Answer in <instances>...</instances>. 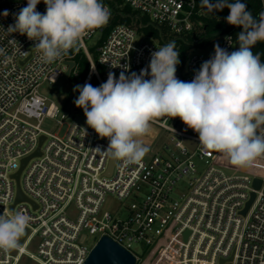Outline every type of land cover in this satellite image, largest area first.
<instances>
[{
    "label": "built area",
    "instance_id": "obj_1",
    "mask_svg": "<svg viewBox=\"0 0 264 264\" xmlns=\"http://www.w3.org/2000/svg\"><path fill=\"white\" fill-rule=\"evenodd\" d=\"M198 1L102 0L111 12L117 5L127 6L174 35L193 29L195 15L203 12ZM258 1L262 12L264 0ZM26 5L27 0H0V214L23 210L32 219L21 248L0 253V264H83L102 236L130 252L134 264H264V159L249 168L233 166L220 153L202 152L198 134L179 117L172 118L173 124L184 129L170 126L172 119L164 117L153 125L170 134L171 147L147 153L139 164L115 160L106 175L110 156L103 151L108 140L75 118L66 122V114L38 92L41 82L53 83L64 75L67 62L75 72L74 58L80 52L90 70L82 85L93 76L100 86L110 72L117 79L122 72L139 74L161 46L144 37L137 40L140 35L132 26L116 24L96 48L100 72L85 42L105 26L56 62L42 63L34 41L7 31ZM37 10L46 11L43 0ZM218 44L229 53L236 50L228 32ZM212 56L214 48L206 54L188 52L177 66V78L190 82ZM44 118L58 125L66 122L64 134L42 129ZM41 136L39 155L30 157L19 175L27 200L15 201L13 175ZM254 180H260L258 188ZM109 193L118 200L131 199L123 217L101 211ZM250 193L254 197L242 214ZM84 231L95 238L91 245ZM137 244L142 245L141 254L132 250Z\"/></svg>",
    "mask_w": 264,
    "mask_h": 264
},
{
    "label": "clouds",
    "instance_id": "obj_2",
    "mask_svg": "<svg viewBox=\"0 0 264 264\" xmlns=\"http://www.w3.org/2000/svg\"><path fill=\"white\" fill-rule=\"evenodd\" d=\"M40 2L27 0L7 31L34 41L42 63L56 62L110 22L111 10L102 0H43L44 13L37 10ZM201 3L210 13L228 8L226 22L242 31L236 37L237 50L229 53L214 45V56L202 63L190 82L176 76L180 52L172 41L152 52L148 68L139 74L122 72L117 79L110 72L98 87L75 86V106L83 110L87 126L107 138L103 152L113 160L139 164L150 151L144 137L164 117H179L198 134L202 152L220 153L233 166L249 168L264 159V62L252 51L264 42V11L257 19L242 0ZM31 219L23 210L0 214V253L21 248Z\"/></svg>",
    "mask_w": 264,
    "mask_h": 264
},
{
    "label": "trees",
    "instance_id": "obj_3",
    "mask_svg": "<svg viewBox=\"0 0 264 264\" xmlns=\"http://www.w3.org/2000/svg\"><path fill=\"white\" fill-rule=\"evenodd\" d=\"M210 3L214 4V0H209ZM228 2H233L228 0ZM247 4L248 10L252 13L254 17L259 18V13H261V7L258 0H245L242 1ZM197 9L203 10L200 15H195L196 24L193 29L189 32L182 33L180 35H174L165 26L157 25L152 23L147 16L141 15L136 11L131 10L127 6L117 5L113 7L111 12L110 22L104 27L102 33L96 44L92 47V59L97 60L96 48L100 42L109 33L110 29L116 24H125L132 26L137 34L144 37L147 40L153 41L159 46H164L172 41H175L176 50L180 52V63L183 64L187 58V53L192 49L193 46H201L208 42L213 34H223L228 32L231 34L235 49L237 50L239 45L237 42V34L242 31L241 27L227 25L222 28L223 22L219 20L216 16L211 15L210 17L205 16V10L207 7L202 6L201 0L197 2ZM220 15L228 16L229 9L224 8L223 10H218ZM199 23V24H198ZM222 28V29H221ZM216 34V35H217ZM198 41L197 43H194ZM254 53H259L261 61L264 62V42H258L252 50ZM75 72L70 71L68 77L78 81L81 85L86 73L89 70V63L83 53H78L75 58ZM98 72H100L99 65L96 64ZM92 86L97 87V81L95 78L92 79Z\"/></svg>",
    "mask_w": 264,
    "mask_h": 264
},
{
    "label": "rangeland",
    "instance_id": "obj_4",
    "mask_svg": "<svg viewBox=\"0 0 264 264\" xmlns=\"http://www.w3.org/2000/svg\"><path fill=\"white\" fill-rule=\"evenodd\" d=\"M99 37H100V33H96L92 36L90 40H87L85 42L86 47L88 48L91 56L93 54L91 49L96 44ZM220 38H221L220 34L214 35L212 36V38L208 40L206 44L201 45V46H193L189 52L190 53L197 52V53L206 54L214 48V45L219 43ZM137 40H142V36H138ZM93 62L95 63V66H96L97 63L94 59H93ZM100 71H101V67H100ZM89 74H90V70H88L85 77ZM93 78L95 77L92 76L91 79L89 78L90 81H88L87 83H91ZM82 84H83V81L81 83V86ZM76 85H79L78 81L68 76L63 75L59 77L56 80V82H53V83L49 81L41 82L40 85L38 86V92L42 96H44L48 102H52L54 105H56L59 109L60 114H63V113L66 114L67 116L66 122H68L70 119L75 118L77 116L86 120L83 110L81 108H77L74 104V100L79 96V92L74 91V88ZM68 104H69L68 109H66ZM66 122L63 125H58L54 119L44 118L42 120L41 127L45 131L54 132L57 135L61 136L66 131V128H67ZM168 124L170 126H176V128L178 129H181V128L184 129L183 126L181 127L179 125H174L173 119L170 120ZM169 138H170V134L167 133V131L152 124L150 133L146 137H144L145 143L150 146V151L148 152V154L159 151V149L163 145L171 147V144H169ZM221 163L224 164V161H222ZM197 167H198V171L200 172L201 170L200 164H198ZM226 172L232 173V171H228V170ZM130 201L131 199H126L124 201L118 200L115 195L109 193L105 197V200L101 206V211L109 212L113 216L123 217L126 214L127 206L129 205ZM70 212H73L72 209H70ZM28 233H29V230L27 229L25 236L21 239V241H23L26 238ZM84 233L87 236V239L85 242L91 245L95 238L87 235L86 231H84ZM132 250L137 254H141L142 245L141 244L134 245L132 247ZM23 264H34V263L25 261Z\"/></svg>",
    "mask_w": 264,
    "mask_h": 264
},
{
    "label": "water",
    "instance_id": "obj_5",
    "mask_svg": "<svg viewBox=\"0 0 264 264\" xmlns=\"http://www.w3.org/2000/svg\"><path fill=\"white\" fill-rule=\"evenodd\" d=\"M217 2H218V0H214V4ZM211 15L216 16L219 20H221L223 22L222 28L228 25V23L226 22L227 16L220 15L218 10H214L213 12L210 13L209 10L206 9L205 10V16L210 17ZM217 33L218 32L214 33L213 35H216ZM253 48H252V50H253ZM66 65H67V69L64 72V75L68 76L70 73V69L73 66V63L67 62ZM68 106H69V104L67 105L66 109H68ZM75 119L78 123L87 127L86 120H84L83 118H81L79 116L75 117ZM43 138H44L43 136H41L39 138L38 146H37L36 150L32 153V155L24 158L21 161L20 169L13 175V179L15 182V189H16L15 201L27 200L23 196V194L20 190V187H19L20 171L24 167V165L26 164L27 160L30 157H35V156L39 155V146H40ZM104 139H107V138H104ZM114 162H115V160H113L111 157H109L107 169H106V175H109L111 173ZM259 185H260V180H254V183H253L254 188H258ZM253 197H254V193H250V197H249L248 201L245 203V207L241 212L242 214H245L247 208L249 207V205L252 202ZM134 263H135V258L130 252H128L127 250H125L120 245L116 244L110 238H108L106 236H102L98 239V241L91 248V250L89 251L87 257L85 258V260L83 262V264H134Z\"/></svg>",
    "mask_w": 264,
    "mask_h": 264
}]
</instances>
